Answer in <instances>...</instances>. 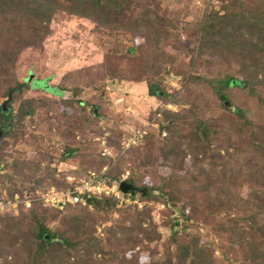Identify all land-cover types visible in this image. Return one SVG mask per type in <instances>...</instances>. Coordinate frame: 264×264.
Wrapping results in <instances>:
<instances>
[{"label": "trees", "instance_id": "trees-1", "mask_svg": "<svg viewBox=\"0 0 264 264\" xmlns=\"http://www.w3.org/2000/svg\"><path fill=\"white\" fill-rule=\"evenodd\" d=\"M204 3L187 19L162 0H0V200L34 196L46 179L71 187L59 165L77 160L87 173L103 168L109 185L145 189L125 195L164 206L157 222L112 194L21 203L0 212V264H264V0ZM57 12L92 22L98 88L145 83L160 102L150 109L155 131L103 154L94 136L122 149L125 126L103 125L99 104L75 94L49 101L31 73L19 78L22 53L43 49ZM68 76L50 86L70 91ZM171 76L181 88L169 91ZM54 137L58 154L47 144ZM19 139L33 145L30 156Z\"/></svg>", "mask_w": 264, "mask_h": 264}, {"label": "rangeland", "instance_id": "rangeland-1", "mask_svg": "<svg viewBox=\"0 0 264 264\" xmlns=\"http://www.w3.org/2000/svg\"><path fill=\"white\" fill-rule=\"evenodd\" d=\"M203 4H205L204 0H162L163 6L182 12L187 19L199 18L198 5L202 6ZM189 44L187 43V45ZM100 54L101 48L97 45V32L93 30L91 21L57 12L52 21L51 33L44 40L43 49H26L18 60L17 73L20 79L28 77L29 73H31L30 78H35L32 81L33 87L43 89L49 93L50 96H47V98L53 103L55 102L53 96L63 97L67 93L68 95L75 94V96L89 103L99 104L102 115L100 122L103 125L114 123L115 125L125 126L122 141L123 148L119 149L114 146L103 145L105 141L103 136L95 135L93 141L100 142L99 145L101 146L98 145L99 151L102 152V148L107 147L113 154H116L115 151H123L131 146L127 145V137L134 125H139L138 128H141L145 123L155 120L153 117L157 115L150 114V109L160 105V102L155 97L147 94L144 82L107 80L103 90L98 88L97 75L99 72L98 62ZM177 54L182 55V52L177 51ZM64 74L69 75L64 80L66 85L72 87L70 91L65 92L50 86V84L56 85ZM46 76H49L48 80L42 78ZM168 86L169 91L174 87L181 88L179 77L171 76L168 79ZM28 94H42V92L33 89ZM164 105L175 110L180 108V106L169 102ZM64 109L73 114L77 112L76 109L68 106L64 107ZM153 126L150 125L147 130L155 131L156 128ZM107 134L108 132L104 133L105 136ZM61 143V137H54L47 144H49L54 154H58L62 149ZM17 145L25 148L28 156L31 155L33 145L21 139L18 140ZM131 160L130 157L124 159L123 164L126 169ZM59 166L68 170L67 180L70 176L77 178V176L81 177L87 173L80 169L81 167L77 160H69ZM101 170L104 171L103 168ZM159 170L161 173L168 172L166 167H160ZM49 187H55V185L51 179H46L36 190L40 191ZM129 200V202H123L138 204L139 207L147 206L151 210L154 219L157 222L161 220L160 210L164 208L163 204L153 200H139L137 195L130 197ZM161 230L166 232L164 228H161ZM155 245H158V243ZM146 256V253L142 252V260H145Z\"/></svg>", "mask_w": 264, "mask_h": 264}, {"label": "built area", "instance_id": "built-area-1", "mask_svg": "<svg viewBox=\"0 0 264 264\" xmlns=\"http://www.w3.org/2000/svg\"><path fill=\"white\" fill-rule=\"evenodd\" d=\"M154 119V118H153ZM150 125L157 126V123L152 120L145 123L144 126L138 129H132L129 131L127 137V145H132L139 142L143 135L147 131V127ZM103 154L113 155V153L107 148H102ZM68 182L71 187L66 189H56L55 187H49L43 190H36L35 195L28 198H20L18 195H14L13 199L0 200V212H13L17 211L19 204H24L26 207L30 206L32 200H41L42 202L61 207L65 202H86V197L92 194H112L119 198L121 201L129 202L131 196L125 195L120 189L119 184L114 183L109 185L104 180V171L96 172L89 171L82 175L78 179L74 176L68 177Z\"/></svg>", "mask_w": 264, "mask_h": 264}, {"label": "water", "instance_id": "water-1", "mask_svg": "<svg viewBox=\"0 0 264 264\" xmlns=\"http://www.w3.org/2000/svg\"><path fill=\"white\" fill-rule=\"evenodd\" d=\"M118 187L123 193H126L128 191H130L131 193H133L134 191L145 192V189L135 188L134 186H132V184H130V183L126 182V181H121L119 183Z\"/></svg>", "mask_w": 264, "mask_h": 264}]
</instances>
